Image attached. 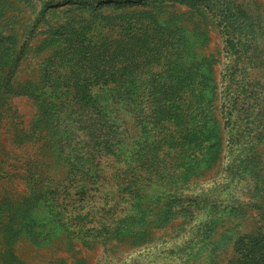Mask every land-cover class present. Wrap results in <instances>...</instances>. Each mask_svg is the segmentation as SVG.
<instances>
[{
	"label": "rangeland",
	"instance_id": "374dc122",
	"mask_svg": "<svg viewBox=\"0 0 264 264\" xmlns=\"http://www.w3.org/2000/svg\"><path fill=\"white\" fill-rule=\"evenodd\" d=\"M233 1L249 21L248 53L253 51L255 58L239 65L245 69L238 72L237 67L234 75L225 35L202 3L164 0L148 5L146 12L134 5L87 14L55 0L37 20L42 0H0V264H214L209 243L229 234L213 252L215 264H226L234 238L264 226V0ZM84 18L94 25L103 21L125 26L136 18L151 23V32L169 37L175 49L166 54L165 76H176L175 84L184 76V87L190 82L202 91L197 100L189 90L179 92L176 105L157 126L151 96L137 98L131 112L126 102L108 101V118L119 132L116 154L109 159L121 164L132 155L135 164H144L152 173L148 196L118 200L114 212L123 217L116 221L122 228L116 226L110 238L75 235L70 218L59 210L62 200H55L50 191L24 198L25 170L52 164L50 187L63 189L71 182L65 174L79 165L77 154L86 151V130L71 135L65 128L54 133L42 125L47 100L50 110L67 114L68 105L60 103L68 104L70 98L61 94L64 84L50 95L53 84L47 77L55 68L66 74L79 58H63L74 43L66 40V29L73 23L83 25ZM137 76L135 85L141 79L133 74ZM7 84H13L15 93ZM152 84L157 85L155 80ZM246 88L249 91L240 92ZM248 92L254 96L251 114ZM102 96L107 100L106 93ZM17 121L29 129L27 136L18 135ZM156 152L172 160V174L155 175L150 163ZM111 165L107 161L106 169ZM174 179L180 188L173 187ZM96 185L88 192L93 196L89 204H111L115 186ZM70 191L64 202L77 198L74 189ZM205 223L211 238L197 231Z\"/></svg>",
	"mask_w": 264,
	"mask_h": 264
},
{
	"label": "trees",
	"instance_id": "16d2710c",
	"mask_svg": "<svg viewBox=\"0 0 264 264\" xmlns=\"http://www.w3.org/2000/svg\"><path fill=\"white\" fill-rule=\"evenodd\" d=\"M64 1L76 5V9L79 11L91 14L92 12L100 13L104 8L117 6L125 8L134 5L143 7L144 12H146L145 8L148 5L156 2L162 3L164 0ZM180 1L193 4L192 6H198L197 4L202 3L206 9L213 12L220 29L225 35L226 47L232 53L233 75L234 72H237V67H239L238 70L240 69L238 72H243L245 69L241 67L243 64L249 65V62H255L253 51L248 53L252 41L249 21L243 15V10L233 0ZM53 2L56 3L55 0H42L41 3L43 4L37 14V20L46 13ZM138 6L134 8H140ZM91 20L84 18L83 25L75 26L73 23L66 29V40L74 43L67 48V54H64L63 58L70 61L76 54L80 55L70 65L69 72L61 74L55 68L51 70V74L49 73L47 77L50 81L49 84H53L50 87L53 88L50 95H55L60 83L64 84L63 88L65 90L61 91V94L65 95L66 99L69 96L70 98L68 104H65V100L60 103L63 106L68 105L64 112L67 114L62 116L60 113L50 110L51 101L47 100L48 115L42 122V125L48 126L54 133L64 131L63 128L69 131L71 135L75 134L79 128L83 129L84 132L86 130L87 139L83 140L86 151L83 155L81 153L77 154L76 158L79 159V165L67 171L64 179L70 178L71 182L65 184L63 189L50 187L53 184V173L49 169L52 164H46L38 170L29 167L22 175L26 177L25 181L28 186L27 194L24 195L25 199L38 198L45 191H50L55 200H62L59 203V210L65 217L70 218L69 225L75 235L80 238L90 236L91 239H94L95 237L105 238L107 235L110 238L116 226H119L118 230L122 228L116 221L121 222L123 217L114 212L118 207V200L123 199L127 202L137 197L148 196L149 192L146 188L152 179L150 168L144 170V164H135L136 159L132 158V155L131 157L126 156L127 158L125 157L126 159L121 164L114 165L113 162L115 161H112L114 158L109 159L108 155L112 154L114 156L116 154V152H113V148L118 144L119 132L114 127V122L108 118V106H110V104L107 105L108 101L126 102L131 112L132 108L130 106L134 104L137 98L145 101V97L149 98L148 96H151L155 104L153 110L157 119V126L162 123L164 115L168 114L171 107L176 105L179 92L189 90L193 94V100L194 98L197 100V97L202 95V91H196L195 86L191 85L190 82H187L184 87V76L179 77L176 84L172 82L176 76L171 77L169 74L165 76V72H167L165 68L166 54L169 49L171 51H175V49L169 37L155 36L151 32V23L136 18L127 22L125 26H117L115 23L108 24L103 21L94 25ZM134 73L141 76L137 85L133 83L138 80V76L133 77ZM166 77L169 78L168 81H163ZM154 80L157 83L156 86L152 84ZM6 87L9 91H13L11 93H15L13 84H7ZM226 90L231 91L229 87ZM245 91H249L248 88L242 89L240 92ZM103 93L108 95L107 100H104L106 98L102 96ZM248 95L252 99L246 103V108L249 111L248 113L251 114L253 112L251 105L254 96L250 92H248ZM137 111L139 112V109ZM15 125L18 135L20 133L27 136L29 129H24L25 125L19 124L18 121ZM155 143L158 142L155 140ZM169 150L165 151L169 152ZM155 157L156 159L150 163L155 175L159 172L172 174V160L170 158V160L165 159L167 154L163 153L161 155L156 152ZM107 161L112 162L109 170L106 169ZM59 166L64 167L61 164ZM47 167L48 169H46ZM178 183L177 179L173 180L175 189L180 188ZM95 184H97L96 188L100 186L102 189L111 185L115 186L116 191L112 193L111 204L106 206L100 203L89 204L88 200L93 196L88 192L93 189L91 185ZM167 188L166 191L169 194H175L174 188ZM71 189H74V194L78 195L77 198H74L72 203L64 202L66 196L71 194ZM85 200H87V203H83ZM99 211H103L104 214ZM206 223L203 226L204 230L198 228L197 231L205 235L204 238H211L210 233L207 231L211 228ZM229 237V234L227 236L222 235L218 239L210 241V259L214 261V264L215 255L213 252L215 247L220 246L219 241L226 240ZM232 246L233 252L231 257L227 259L226 264H264L263 224L254 228L250 233L239 234L232 241Z\"/></svg>",
	"mask_w": 264,
	"mask_h": 264
}]
</instances>
